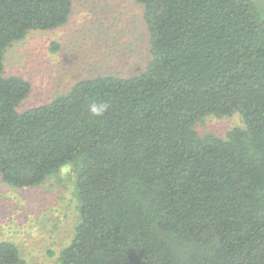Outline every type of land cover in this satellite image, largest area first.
<instances>
[{"label":"trees","instance_id":"trees-1","mask_svg":"<svg viewBox=\"0 0 264 264\" xmlns=\"http://www.w3.org/2000/svg\"><path fill=\"white\" fill-rule=\"evenodd\" d=\"M152 58L42 105L4 54L71 0H0V174L14 187L77 167L78 222L59 264H264V14L251 0H136ZM104 104L100 116L90 105ZM245 128L199 134L211 115ZM0 264H30L0 241Z\"/></svg>","mask_w":264,"mask_h":264},{"label":"rangeland","instance_id":"rangeland-1","mask_svg":"<svg viewBox=\"0 0 264 264\" xmlns=\"http://www.w3.org/2000/svg\"><path fill=\"white\" fill-rule=\"evenodd\" d=\"M68 22L32 30L9 45L4 74L22 76L31 91L22 111L50 102L81 79L112 74L129 77L146 69L152 49L144 6L136 0H71ZM264 14V0H251ZM199 134L221 137L245 128L239 113L211 115L196 124ZM78 167L63 166L43 183L14 187L0 174V241L17 244L30 264H59L78 222Z\"/></svg>","mask_w":264,"mask_h":264},{"label":"clouds","instance_id":"clouds-1","mask_svg":"<svg viewBox=\"0 0 264 264\" xmlns=\"http://www.w3.org/2000/svg\"><path fill=\"white\" fill-rule=\"evenodd\" d=\"M107 110V106L104 104H92L90 105V112L95 116L102 115Z\"/></svg>","mask_w":264,"mask_h":264}]
</instances>
